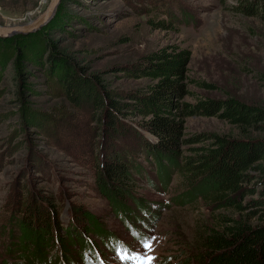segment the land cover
<instances>
[{
    "label": "rangeland",
    "instance_id": "obj_1",
    "mask_svg": "<svg viewBox=\"0 0 264 264\" xmlns=\"http://www.w3.org/2000/svg\"><path fill=\"white\" fill-rule=\"evenodd\" d=\"M251 1L257 0H58L52 17L36 29L0 36V264H98L102 256L106 264H122L116 253L125 256L122 245L135 250L124 264H144L145 252L151 264H200L193 241L205 215L237 214L234 208H209L200 199L181 204L174 167L167 166L164 181L158 163L141 152L140 168H130L123 178L107 176L105 192L106 179L95 172L112 165L113 157L122 158L132 135L123 122L140 129L133 124L138 117L123 118L114 104L151 81L134 73L150 50H187L184 101L233 96L264 104V8L250 14L244 2ZM47 2L0 0V24L27 23ZM160 19L169 27H158ZM116 117L123 137L113 141L105 125ZM181 121V141L206 132L241 135L216 115L192 113ZM252 132L264 136L263 128ZM205 142L181 144L179 157ZM256 196L245 194L241 203ZM68 201L101 220L115 243L83 225L73 226L78 243L68 240ZM24 204L35 213L41 205L54 207L63 222L41 248L10 220ZM56 237L67 242L66 252ZM140 237L152 238L150 249Z\"/></svg>",
    "mask_w": 264,
    "mask_h": 264
},
{
    "label": "trees",
    "instance_id": "obj_2",
    "mask_svg": "<svg viewBox=\"0 0 264 264\" xmlns=\"http://www.w3.org/2000/svg\"><path fill=\"white\" fill-rule=\"evenodd\" d=\"M244 6L252 14L255 13L254 7L264 8V0L244 2ZM176 13L180 14V11L177 10ZM157 23L158 27H169L161 19ZM187 60L188 52L185 48L163 45L146 52L136 62L134 73L146 76L151 81L142 88L128 92L124 96L127 101L116 102L114 107L123 118L138 117L140 120L133 124L140 129H133L131 123H122V119L119 121L117 117L118 121L115 118L116 122L110 120L106 123L105 127L113 141L123 137L121 123L132 135L125 140L122 158L113 157L108 160L109 164L110 161L114 163L104 167L103 172L100 170L103 174L95 172L106 179L101 182L102 192L109 186L107 176L123 178L130 168H140L137 153L141 152L145 158L149 156L158 163V174L164 181L169 178V171L164 173L167 166L174 167V172L180 177L181 204L200 199L209 208L213 204L216 208L225 206L237 211V214H215L211 210L210 214L205 215L202 227L193 241L195 252L201 256L200 264H264V136L252 134V131L264 129V104L243 102L233 96L195 98L194 102L182 100L183 95L188 94L185 88ZM67 81L72 83L70 79ZM192 113L216 115L226 119L238 127L241 135L206 132L200 137L193 136L181 141V119ZM127 130L124 133H129ZM197 141L206 142L188 148V154L179 157L181 144ZM252 192H257V196L248 198L242 204L243 195ZM249 205L257 209L254 207L244 213L239 210ZM18 208L14 213L17 215L11 214L10 220L22 227L27 232L26 236L33 238V247L41 248L51 231L55 232L59 225L62 226L63 222L58 220L54 207L41 205L43 209L36 213L34 210L28 211L26 204L22 209ZM67 208L73 222L62 227L68 233L72 232L68 236L71 239L68 240L73 241V244L78 243V237L73 234V226L79 228V225H83L86 230H98L103 234L105 226L94 214L81 212L79 207L69 201ZM82 215L85 216V224L76 218H81ZM34 220L37 224L31 226ZM56 241L60 242V239L57 238ZM66 243L60 242L59 245L65 250Z\"/></svg>",
    "mask_w": 264,
    "mask_h": 264
},
{
    "label": "water",
    "instance_id": "obj_3",
    "mask_svg": "<svg viewBox=\"0 0 264 264\" xmlns=\"http://www.w3.org/2000/svg\"><path fill=\"white\" fill-rule=\"evenodd\" d=\"M58 0H48L45 8L32 20L27 23L21 24H11V25H1L0 24V36L13 34L14 32H28L30 30L36 29L39 27L45 20H47L48 16L52 15L54 6L56 5ZM49 16V17H50Z\"/></svg>",
    "mask_w": 264,
    "mask_h": 264
},
{
    "label": "snow or ice",
    "instance_id": "obj_4",
    "mask_svg": "<svg viewBox=\"0 0 264 264\" xmlns=\"http://www.w3.org/2000/svg\"><path fill=\"white\" fill-rule=\"evenodd\" d=\"M134 235H136V234L134 233ZM151 239H152L151 237H149V238L140 237V240L143 242L142 243V246H143V248L145 250L150 249V247H151L150 240ZM122 247L125 248V256H123L122 258H128V255L131 252H134L135 251L134 249H130L127 246H124V245H122ZM137 255H140V254L138 253ZM143 255L145 256L144 264H151V261H152L153 258L150 257V256H147V253L146 252Z\"/></svg>",
    "mask_w": 264,
    "mask_h": 264
},
{
    "label": "bare ground",
    "instance_id": "obj_5",
    "mask_svg": "<svg viewBox=\"0 0 264 264\" xmlns=\"http://www.w3.org/2000/svg\"><path fill=\"white\" fill-rule=\"evenodd\" d=\"M54 9H55V7H54ZM54 9H53V12H55ZM53 12H52V13H53ZM53 14H54V13H53ZM53 14H52V15H53ZM52 15H51V16L49 15V16L52 17ZM49 16H48L47 20L50 18Z\"/></svg>",
    "mask_w": 264,
    "mask_h": 264
}]
</instances>
